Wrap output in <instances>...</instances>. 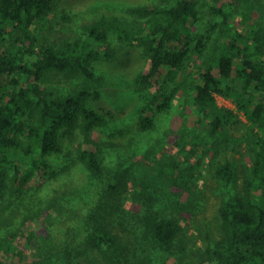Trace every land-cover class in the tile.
<instances>
[{
  "label": "rangeland",
  "instance_id": "obj_1",
  "mask_svg": "<svg viewBox=\"0 0 264 264\" xmlns=\"http://www.w3.org/2000/svg\"><path fill=\"white\" fill-rule=\"evenodd\" d=\"M175 1L54 0L48 19L37 27L35 44L28 45L37 51L46 39L64 47L85 39L86 27L101 18L134 21L137 17L130 11L133 7L151 3L169 6ZM198 8L200 20L184 46L180 69L163 70L161 77L147 88L136 81L150 66L143 47L138 41L110 34L112 54L98 56L90 63L103 81L90 83L93 97L89 100L91 108L109 114L108 121L94 127L88 136L75 131L79 138L74 146L66 130H61L63 153L49 157L50 169L34 170L23 194L13 193L15 161L6 165L0 162V242L14 244L11 264H111L103 252L83 245L88 233L86 219L95 207L103 208L108 227L125 245L128 264H200L207 259V248L226 244L220 208L231 197L245 194L253 154L247 146L216 147L206 137L204 123L197 120L192 105V84L203 62L211 59L222 41H227L234 32L246 35L253 27L264 30V0H199ZM213 8L228 14L230 28H223L224 16ZM10 43L8 37L4 45ZM36 58L35 53H26L23 61L31 63ZM85 84L83 78L67 81L56 74H49L46 81V87L59 95L72 93ZM216 98L220 106L232 109L245 120L231 99L220 95ZM148 118L151 126L141 128L142 121ZM182 128H186L190 140L194 131L201 132L202 143L186 142L181 138ZM77 147L97 152L110 171L129 168L135 174L143 173L145 163L150 160L175 159L184 166L197 162L192 177L183 175L159 184L155 194L153 208L159 216L173 218L182 227L170 248L160 246L146 230L143 221L146 208L142 202L133 200L126 192L108 195L106 180L92 176L76 158ZM225 162L234 168L231 182L216 174ZM174 171L179 173L178 168ZM31 233L37 243L30 247V252L26 245ZM51 247L53 250L46 252ZM67 248L72 251L70 257L66 255Z\"/></svg>",
  "mask_w": 264,
  "mask_h": 264
},
{
  "label": "trees",
  "instance_id": "obj_2",
  "mask_svg": "<svg viewBox=\"0 0 264 264\" xmlns=\"http://www.w3.org/2000/svg\"><path fill=\"white\" fill-rule=\"evenodd\" d=\"M53 2L0 0V162L6 165L15 161L14 194H23L35 169L51 168L49 157L63 153L61 130H66L74 146L79 138L75 131L88 136L94 127L108 121L109 114L91 108L89 100L93 97L90 83L103 81L90 63L98 56L112 54L110 34L122 40L138 41L143 47L150 66L136 81L140 87L147 88L161 77L163 70L180 69L184 46L200 20L199 0H176L169 6L151 3L130 9L137 17L134 21L101 18L86 27L85 39L64 47L45 39L36 51L28 43L35 44L37 27L48 19ZM213 11L224 16L223 28H230L228 14L222 9L213 8ZM8 37L11 43L4 45ZM26 53H35L36 60L24 62ZM49 74L63 76L67 81L83 78L86 84L72 93L59 95L46 87ZM192 91L197 120L204 123L206 137L213 145L247 146L253 154L245 194L231 197L220 208L226 244L207 248V259L200 264H264V30L253 27L246 35L234 32L227 41H222L211 59L203 62ZM217 95L231 99L245 120L232 109L220 106ZM151 124V119H144L141 128ZM191 137L193 140L188 139L186 128L181 129V138L186 142L197 145L203 141L201 132L194 131ZM75 153L92 176L106 180L108 195L126 192L133 200L142 202L146 208L143 218L146 230L160 246H172L182 227L173 218L159 216L153 208L155 194L159 184L183 175L192 177L197 162L184 166L175 159L171 160L173 164L150 160L145 163L143 173L135 174L129 168L110 171L93 150L77 147ZM177 168L179 173L174 171ZM216 174L231 182L234 168L225 162ZM86 223L85 248L100 250L111 264H128L127 249L108 227L103 208H93ZM27 239V249L36 245L33 233ZM14 247L0 242V264H11ZM66 255H72L71 249L67 248Z\"/></svg>",
  "mask_w": 264,
  "mask_h": 264
}]
</instances>
